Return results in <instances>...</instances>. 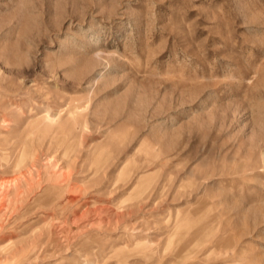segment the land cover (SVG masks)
Here are the masks:
<instances>
[{"label":"rangeland","instance_id":"rangeland-1","mask_svg":"<svg viewBox=\"0 0 264 264\" xmlns=\"http://www.w3.org/2000/svg\"><path fill=\"white\" fill-rule=\"evenodd\" d=\"M0 185V264H264V0H0Z\"/></svg>","mask_w":264,"mask_h":264},{"label":"bare ground","instance_id":"bare-ground-1","mask_svg":"<svg viewBox=\"0 0 264 264\" xmlns=\"http://www.w3.org/2000/svg\"><path fill=\"white\" fill-rule=\"evenodd\" d=\"M5 184V183H4ZM15 184V183H14ZM0 186H2V185H0ZM1 188V187H0Z\"/></svg>","mask_w":264,"mask_h":264}]
</instances>
